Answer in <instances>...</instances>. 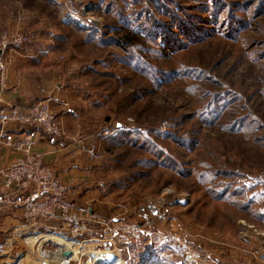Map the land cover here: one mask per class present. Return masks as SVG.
Listing matches in <instances>:
<instances>
[{
    "label": "rangeland",
    "instance_id": "374dc122",
    "mask_svg": "<svg viewBox=\"0 0 264 264\" xmlns=\"http://www.w3.org/2000/svg\"><path fill=\"white\" fill-rule=\"evenodd\" d=\"M57 2L0 0V37H27L16 77L88 140L69 200L120 229L117 261L264 246V0Z\"/></svg>",
    "mask_w": 264,
    "mask_h": 264
},
{
    "label": "built area",
    "instance_id": "2783aa9c",
    "mask_svg": "<svg viewBox=\"0 0 264 264\" xmlns=\"http://www.w3.org/2000/svg\"><path fill=\"white\" fill-rule=\"evenodd\" d=\"M27 41L20 31L0 37V92L7 86L8 52H16ZM49 102L0 106V154L6 148L18 155L0 173V209L18 210L21 217L0 239V264H87L99 253L102 258L112 255V264L119 263L114 242L120 229L112 220L84 218L69 200L65 181L45 163L43 154L34 151L39 137L63 135ZM85 234L96 237L84 239ZM50 237L65 244L58 245ZM67 251L70 255L64 256Z\"/></svg>",
    "mask_w": 264,
    "mask_h": 264
},
{
    "label": "crops",
    "instance_id": "0c3cea01",
    "mask_svg": "<svg viewBox=\"0 0 264 264\" xmlns=\"http://www.w3.org/2000/svg\"><path fill=\"white\" fill-rule=\"evenodd\" d=\"M11 64H9L6 90L0 92V106L5 104L24 106L34 102V94L27 88L28 86L23 79L16 77L14 66ZM60 126L63 130L62 121H60ZM63 136L65 138L61 137L63 139L62 144H53L47 141L46 138L39 137L34 151L43 154L45 163L52 166L65 181L70 195L73 186L85 185L87 182L83 161L89 160L90 155L86 151L88 150L86 147L88 143L85 142L88 141L87 139L72 141L65 140L67 139L65 134ZM17 158L18 155L9 149H3L0 154V173ZM20 219L18 210L0 209V239L8 232V229L17 225ZM255 233L257 232L255 231ZM247 235H249V232L244 231L241 237L244 238ZM254 241L255 239L251 248H246L243 244H235L234 246L238 250L228 253L222 251L221 248H217L212 253L205 255L206 258L201 259V264H264V246L254 244ZM231 246L233 247V244Z\"/></svg>",
    "mask_w": 264,
    "mask_h": 264
},
{
    "label": "bare ground",
    "instance_id": "6f19581e",
    "mask_svg": "<svg viewBox=\"0 0 264 264\" xmlns=\"http://www.w3.org/2000/svg\"><path fill=\"white\" fill-rule=\"evenodd\" d=\"M70 20H72L73 22H75L76 24H81V25H86L80 18H78L75 15H72ZM53 239L58 245H64L65 243L61 240V239H57L56 237H50V240ZM69 246V244H67ZM76 254V253H75ZM74 254V255H75ZM77 255V254H76ZM112 255H105L103 258H102V264H112L113 263V259L111 258ZM111 262V263H110ZM115 263V262H114ZM116 264H121V262L119 263H116Z\"/></svg>",
    "mask_w": 264,
    "mask_h": 264
},
{
    "label": "trees",
    "instance_id": "16d2710c",
    "mask_svg": "<svg viewBox=\"0 0 264 264\" xmlns=\"http://www.w3.org/2000/svg\"><path fill=\"white\" fill-rule=\"evenodd\" d=\"M164 41H165V43H163V48H165L166 50H170L171 45H169L170 43L168 41V38L164 37ZM35 102L36 101L31 102L28 105H24V104L23 105L26 107V106H30V105L34 104ZM46 140L49 141L50 143H53V144H60V143L62 144L63 143L62 142V140H63L62 138H54V137H51V136H47ZM12 210H14V209H12Z\"/></svg>",
    "mask_w": 264,
    "mask_h": 264
},
{
    "label": "water",
    "instance_id": "95a60500",
    "mask_svg": "<svg viewBox=\"0 0 264 264\" xmlns=\"http://www.w3.org/2000/svg\"><path fill=\"white\" fill-rule=\"evenodd\" d=\"M70 255V252H64V256H69ZM91 264H102V256L101 254H96L94 256V259H93V262Z\"/></svg>",
    "mask_w": 264,
    "mask_h": 264
}]
</instances>
